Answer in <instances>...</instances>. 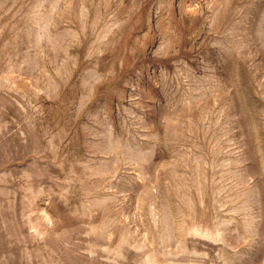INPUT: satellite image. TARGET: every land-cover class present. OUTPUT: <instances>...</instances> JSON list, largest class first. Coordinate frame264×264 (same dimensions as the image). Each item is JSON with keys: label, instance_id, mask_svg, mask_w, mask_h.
Here are the masks:
<instances>
[{"label": "rangeland", "instance_id": "rangeland-1", "mask_svg": "<svg viewBox=\"0 0 264 264\" xmlns=\"http://www.w3.org/2000/svg\"><path fill=\"white\" fill-rule=\"evenodd\" d=\"M0 264H264V0H0Z\"/></svg>", "mask_w": 264, "mask_h": 264}]
</instances>
